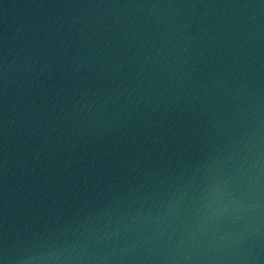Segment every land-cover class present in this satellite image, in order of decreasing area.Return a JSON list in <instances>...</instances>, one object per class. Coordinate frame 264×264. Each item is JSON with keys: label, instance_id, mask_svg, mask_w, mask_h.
<instances>
[{"label": "water", "instance_id": "water-1", "mask_svg": "<svg viewBox=\"0 0 264 264\" xmlns=\"http://www.w3.org/2000/svg\"><path fill=\"white\" fill-rule=\"evenodd\" d=\"M0 264H264V0H0Z\"/></svg>", "mask_w": 264, "mask_h": 264}]
</instances>
